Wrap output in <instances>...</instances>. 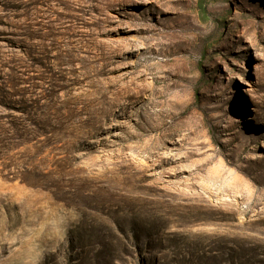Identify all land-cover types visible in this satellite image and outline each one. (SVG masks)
Listing matches in <instances>:
<instances>
[{"label":"rangeland","instance_id":"1","mask_svg":"<svg viewBox=\"0 0 264 264\" xmlns=\"http://www.w3.org/2000/svg\"><path fill=\"white\" fill-rule=\"evenodd\" d=\"M0 264H264V0H0Z\"/></svg>","mask_w":264,"mask_h":264},{"label":"bare ground","instance_id":"2","mask_svg":"<svg viewBox=\"0 0 264 264\" xmlns=\"http://www.w3.org/2000/svg\"><path fill=\"white\" fill-rule=\"evenodd\" d=\"M231 117H232V118H235V115L233 114V115H231Z\"/></svg>","mask_w":264,"mask_h":264}]
</instances>
